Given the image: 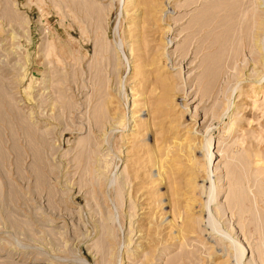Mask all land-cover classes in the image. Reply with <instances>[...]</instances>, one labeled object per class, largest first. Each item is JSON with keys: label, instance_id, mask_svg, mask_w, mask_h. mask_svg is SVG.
Instances as JSON below:
<instances>
[{"label": "rangeland", "instance_id": "rangeland-1", "mask_svg": "<svg viewBox=\"0 0 264 264\" xmlns=\"http://www.w3.org/2000/svg\"><path fill=\"white\" fill-rule=\"evenodd\" d=\"M233 2L0 0V264H264V0Z\"/></svg>", "mask_w": 264, "mask_h": 264}, {"label": "bare ground", "instance_id": "bare-ground-1", "mask_svg": "<svg viewBox=\"0 0 264 264\" xmlns=\"http://www.w3.org/2000/svg\"><path fill=\"white\" fill-rule=\"evenodd\" d=\"M128 1H129V0H128ZM130 1H133V0H130ZM137 1H138V0H137ZM232 1H233V0H232ZM240 1H241V0H238V2H235V4H236V3H237V4H240V3H239ZM242 2H243V1H242ZM233 4H234V2H233ZM233 4H231L232 7H234V5H235V4H234V5H233ZM237 4H236V5H237ZM245 4H246V1H245ZM131 5H132V4H131ZM145 5H146V4H145ZM240 6H242V4H240ZM226 8H227V7H226ZM238 8H239V9H238ZM231 9H232L231 12L235 13V12H238L241 8L238 7V6H236L235 8H231ZM231 9H228V10H231ZM236 9H238V11H235V12H234V10H236ZM242 10H243V7H242ZM242 10H241L240 12H242ZM218 11H219V10H218ZM218 11H217V12H218ZM237 14H239V13H237ZM240 14H241V13H240ZM240 14H239V15H240ZM226 15H227V14H226ZM231 15H232V14H231ZM233 15H234V14H233ZM235 15H236V14H235ZM237 16H238V15H236L235 18H236ZM241 16H242V15H241ZM228 17H229V16H228ZM238 17H239V16H238ZM225 18H226V17H225ZM235 18H234V19H235ZM237 19L240 20V17L237 18ZM222 21H223V19H222ZM222 21H221V22H222ZM240 21H241V20H240ZM225 22H226V20H225ZM233 23H234V22H233ZM233 23H232V24H233ZM236 23H238V22H236ZM239 23H240V22H239ZM239 23H238V24H239ZM238 24H237V26H239ZM223 25H225V24H223ZM246 25L248 26V24H246ZM246 25H245V26H246ZM229 26L233 27L232 25H229ZM229 26H228V27H229ZM234 26H235V25H234ZM237 26H235L236 29L234 30V31H235L234 34H235V33L237 34V32H238V31L236 32V30H237ZM231 27H230V28H231ZM248 27H249V26H248ZM233 28H234V27H233ZM233 28H232L231 30H233ZM242 29L245 30V27L242 28ZM246 29L248 30V28H246ZM244 30H243V31H244ZM228 31H229V30H228ZM245 31H246V30H245ZM245 31H244V32H245ZM229 32H230V31H229ZM229 32H227V33H229ZM246 32H248V31H246ZM227 33H226V34H227ZM230 33H231V32H230ZM239 33H240V32H239ZM239 33H238V34H239ZM231 34H233V32H232ZM221 35H222V34H221ZM245 36H246V35H245ZM238 37H239V36H238ZM227 38H228V37H227ZM228 39H229V40H228ZM228 39H227L228 41H227V40H226V41H227L228 44L230 45V47H229V49H228V50L230 51V48H232V46H233V45L235 44V42L237 41V40H235V39H238V38H234V40H231L232 38L230 39V37H229ZM240 39H241V37H240ZM240 39H238V40H240ZM245 39H246V37H245ZM216 40H217V39H215V41H216ZM227 42H226V43H227ZM236 43L238 44V42H236ZM235 45H236V44H235ZM235 45H234V46H235ZM226 46H228V45H226ZM234 46H233V47H234ZM223 47H224V46H223ZM235 47H236V46H235ZM225 48H226V47H225ZM235 49H236V48H234V49H232V50H234V52H235ZM222 50H224V49H222ZM222 50H221V51H222ZM232 50H231V51H232ZM224 51H225V50H224ZM229 51H228V52H229ZM231 51H230V52H231ZM224 53H225V52H222V54H224ZM227 54H228V53H227ZM231 56H232V54H231ZM236 56H237V55H236ZM233 61H234V60H233ZM233 61H232V62H233ZM144 107H145V106H144ZM133 109H134V108H133ZM133 109H132V110H133ZM148 111H149V110H148ZM94 126H95V125H94ZM210 156H211V155H210ZM207 157H208V156H207ZM208 159H209V158H208ZM155 163H156V162H155ZM156 165H157V164H156ZM156 165H155V166H156ZM233 167H234V166H233ZM166 169H167V168H166ZM226 169H227V168H226ZM236 169H237V166H236ZM128 170H129V169H128ZM135 171H136V170H135ZM225 171H226V173H227V176H229V177H227V178H228V184H229V185H231V184H237V183L239 184V183H241V180H240L241 178H240L239 180H235L236 178H235V179H234V178L232 179V177H230V175L232 176L231 172H230V174H229V173L227 172V170H225ZM236 171H238V169H237ZM150 172H151V171H150ZM236 174H237V173H236ZM128 175H129V174H128ZM136 175H137V174H136ZM161 175H162V174H161ZM238 176H239V174H238ZM130 177L132 178L133 176H130ZM159 177H160V173H159V176H158V178H157L158 181L161 180V178H159ZM137 178H139V176H138ZM153 180H154V179H153ZM161 181H162V180H161ZM161 181H160V182H161ZM131 182H132V181H131ZM163 182H164V181H163ZM153 183H155V182H153ZM157 183H158V182H157ZM161 183H162V182H161ZM161 183H160V184H161ZM233 192H234V191H233ZM159 193H160V192H159ZM234 194H235V193H234ZM234 194H233V195H234ZM138 195H139V194H138ZM138 195H137V196H138ZM233 195H232V196H233ZM236 195H237V194H236ZM142 196H143V195H142ZM241 196H242V195H241ZM241 196H240V197H241ZM140 197H141V196H140ZM140 197H139V198H140ZM243 197L245 198V196H243ZM246 197H247V196H246ZM142 198H143V197H142ZM228 198H229V197H228ZM237 198H238V197H237ZM229 199H230V198H229ZM238 199H240V198H238ZM242 199H243V198H242ZM143 200H144V199H143ZM138 201H139V200H138ZM140 201H141V200H140ZM227 201H228V199H227ZM230 201H231V200H230ZM246 201H248V200H246ZM246 201H245V203H244V205H243L244 200L241 202V199H240V201H239V200H238V202L236 201L235 206H231V207H234L233 209H235V211H237V212H238V210L241 211L239 214H238L237 212H235V213L238 214V217H237L238 222H242V221H244V220H246V219H253V215L249 212V205H248V202H246ZM146 202H148V201H146ZM157 202H158V201H157ZM239 202H240V203H239ZM138 203H139V202H138ZM207 203H208V202H207ZM227 203H228V202H227ZM160 204H161V203H160ZM177 204H178V203H177ZM145 205H146V204H145ZM229 205H230V203H229ZM229 205H228V206H229ZM231 205H232V203H231ZM241 205H242V208H241ZM149 206H150V205H149ZM167 208H168V207H167ZM229 208H230V206H229ZM136 209H137V208H136ZM227 209H228V208H227ZM236 209H237V210H236ZM231 210H232V208H231ZM178 214L181 215V213H179V212H178ZM237 214H235L234 216H236ZM170 217H171V216H170ZM181 217H182V216H181ZM182 218H183V217H182ZM179 219H180L179 217H177V216L175 217V216H174V218L172 219V221H171V222H168V223H170V225L172 226V225H174L175 221H177V220H179ZM180 221H181V220H180ZM183 221H184V220H183ZM248 221H249V220H248ZM255 221H256V220H255ZM253 222H254V221H253ZM177 224H178V223H177ZM161 225H162V224H161ZM181 226H182V225H181ZM178 227H179V226H178ZM254 227H255V223H254L253 225H250V224H249V226H248V228H249L250 231H252L251 229H254ZM144 230H145V229H144ZM162 230H163V229H162ZM162 230H161V231H162ZM150 231H151V230H150ZM169 232H170V230H169ZM179 232H180V231H179ZM248 232H249V231H248ZM170 233H171V232H170ZM170 233H169V234H170ZM261 233H262V232H259V235H260ZM145 234H146V233H145ZM149 234H150V233H149ZM179 234H180V233H179ZM254 234H255V233H254ZM255 235H256V234H255ZM261 235H262V234H261ZM184 236H185V235H184ZM263 238H264V237H263V235H262V236H261V240H262L261 242L264 241ZM184 242H185V241H183V244H184ZM185 243H186V242H185ZM146 246H147V245H146ZM142 248H143V247H142ZM187 252H188V251H187ZM182 253H183V251H182ZM182 255H183V254H182ZM183 257H184V259H186V258H185V254L183 255ZM183 257H182V258H183ZM263 257H264V256H263Z\"/></svg>", "mask_w": 264, "mask_h": 264}]
</instances>
